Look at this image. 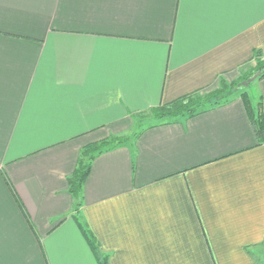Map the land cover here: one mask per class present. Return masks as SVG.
<instances>
[{"label":"crops","instance_id":"0c3cea01","mask_svg":"<svg viewBox=\"0 0 264 264\" xmlns=\"http://www.w3.org/2000/svg\"><path fill=\"white\" fill-rule=\"evenodd\" d=\"M255 51L264 0H0V264H99L81 225L106 264H264V137L242 98L138 128ZM256 99L264 115V78ZM122 136L74 197L84 150Z\"/></svg>","mask_w":264,"mask_h":264},{"label":"trees","instance_id":"16d2710c","mask_svg":"<svg viewBox=\"0 0 264 264\" xmlns=\"http://www.w3.org/2000/svg\"><path fill=\"white\" fill-rule=\"evenodd\" d=\"M254 76H257L258 80H262L264 78V53L261 51H255L252 63L246 70H244L242 77H240L238 81L233 84H227V82L221 79L219 88L212 92H196L171 104L160 105L148 112L154 124L149 127L139 126L138 128L140 131H145L146 129L156 125L192 118L207 110L216 108L221 104L232 100V96L235 95L233 93L236 85H239L244 79H250ZM239 96L246 104L258 138H263L264 115L261 111L262 102L260 101L256 107H253L251 106V98L247 92L240 93ZM128 140L129 137L127 136L115 137L104 140L100 143L92 144L84 150L80 158L78 168L74 175L70 178L71 192L74 197H80L82 188L90 175L94 159L106 151L116 149L126 144ZM81 229L87 238L89 245L92 247L96 258L98 259V263L106 264V259L103 255H101L96 241L91 233L82 225Z\"/></svg>","mask_w":264,"mask_h":264},{"label":"rangeland","instance_id":"374dc122","mask_svg":"<svg viewBox=\"0 0 264 264\" xmlns=\"http://www.w3.org/2000/svg\"><path fill=\"white\" fill-rule=\"evenodd\" d=\"M258 82V77L254 76L250 79H244L243 82H241L239 85H236L234 87V93L235 95H239L240 93L247 92L252 100L253 103L257 102L256 99V84ZM238 93V94H237ZM142 126H150L154 124L153 120L150 117H145L141 121Z\"/></svg>","mask_w":264,"mask_h":264}]
</instances>
